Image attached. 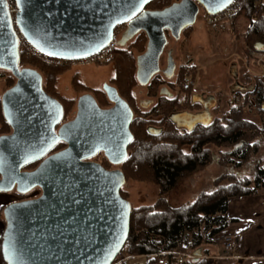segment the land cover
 Here are the masks:
<instances>
[{"label":"water","instance_id":"95a60500","mask_svg":"<svg viewBox=\"0 0 264 264\" xmlns=\"http://www.w3.org/2000/svg\"><path fill=\"white\" fill-rule=\"evenodd\" d=\"M154 1L16 0L17 24L42 55L68 62L109 48L119 27L128 25L122 44L144 32L148 43L137 58L136 77L147 86L160 72L168 34L179 40L201 12L217 15L236 0H182L164 10H147ZM255 51L264 54V44L257 43ZM0 70L16 80L2 96L12 133L0 137V193L41 191L37 198L3 209L5 264H115L131 231L133 208L121 195L126 177L90 160L102 153L115 167L127 162L134 111L115 87L105 84L112 108L102 109L94 96L85 94L75 118L63 124L64 107L46 93L42 75L20 67L19 41L5 0H0ZM211 98L210 121L217 105ZM202 116L185 117L187 129ZM61 144L66 148L56 152Z\"/></svg>","mask_w":264,"mask_h":264},{"label":"trees","instance_id":"16d2710c","mask_svg":"<svg viewBox=\"0 0 264 264\" xmlns=\"http://www.w3.org/2000/svg\"><path fill=\"white\" fill-rule=\"evenodd\" d=\"M236 1L250 20L245 42L249 48L255 50L257 43L264 44V9L256 6L259 0ZM173 4H175L173 0H156L147 8L156 5L157 10H162ZM256 11L258 14L255 16ZM146 38L137 42L138 47H136L140 54L145 52ZM132 47L129 51L117 50L112 60L116 75L111 85L118 90L120 96L128 102L135 113L131 126L134 141L129 147L127 162L120 168L126 181L152 183L158 188L159 193L154 203L132 207L130 236L118 259L145 256L148 259L147 264H154L155 260L152 259L154 255L191 251L193 256L198 253L200 256H195L196 259L188 260L186 264H206L205 258L211 255V248L220 250L223 234L235 222L228 215L230 200L254 195L264 187V159L258 160L262 166L255 167L253 180L247 177L240 178L235 174H224L215 180L216 189L213 192H202L194 201L178 207L170 203L169 195L183 179L212 164L211 147H235L229 152H220V163L235 169H239L251 157L260 154L264 147V125L259 126L248 121L245 118L244 106L251 103L259 107L264 114V77L256 78L254 88L243 98L241 97L243 105L240 104L231 110L224 119L225 124L217 119L208 127L201 126L193 132H185L175 128L166 117L164 128L157 134L150 131V128L157 126V123L147 119V115L141 113L135 103L133 91L139 82L136 77L137 58L132 52ZM20 67L34 69L42 75L44 90L63 105L65 119L68 120L71 110L75 107V100L61 97L55 87L58 77L68 67L48 65L40 57H28L22 48H20ZM181 71L178 85L182 91H185L188 74L187 70ZM8 82H11L8 84L9 88L16 82L11 74ZM76 83L78 84L77 81ZM88 91L86 89L85 92ZM93 92L102 97L99 101L101 106L109 105L104 90H93ZM2 112L0 101L1 118ZM5 130L8 132V128ZM65 147L66 145L61 144L55 151ZM233 156L239 158L241 162L232 161ZM226 180L230 184L224 185L223 182ZM121 195L128 200L123 190ZM4 208L5 206L0 210V216L5 230ZM1 244L2 237L0 257L2 264H5Z\"/></svg>","mask_w":264,"mask_h":264},{"label":"rangeland","instance_id":"374dc122","mask_svg":"<svg viewBox=\"0 0 264 264\" xmlns=\"http://www.w3.org/2000/svg\"><path fill=\"white\" fill-rule=\"evenodd\" d=\"M181 1L182 0H173L175 3ZM156 7V5H151L147 10L159 11ZM205 16L206 14L201 12L196 24L188 32L184 31L185 33L182 34L179 40H175L170 34H168V45L161 60V67L162 69L166 68L167 52L172 49L174 51L173 58L176 64L177 75L175 77L177 78V81L179 74L182 72L181 70L184 69L187 70L188 74L187 82L190 80L194 82V80L197 79L194 89L201 88L198 92L190 90L188 97L190 98L191 94L195 93H205L215 97L218 104L212 113L216 119L220 120L222 124H225L224 119L231 110L240 104L243 105L241 97L243 98L248 91L254 88L256 78L264 77V71L259 67L260 63L264 67V56L256 57L252 55L251 52L254 51V49L249 48L245 42V36L250 27V20L246 17L244 11L231 19L215 24L217 26L213 27H210L212 25L206 23ZM123 31L124 29L115 32V44H113L115 47L117 46V42L121 39ZM144 37L146 36L140 37L133 42L132 52L136 58L143 54L139 53L137 42L140 39L143 40ZM147 43L148 39L146 38V44L144 46L145 51ZM235 54H240L245 60L244 65L242 64L243 66L241 68L236 65L237 73H235L236 69L231 63L235 60ZM109 55L111 56L105 58L101 62H96L92 65L84 64L83 66H72L69 64L57 65L55 63H46L43 60L48 65L68 67L66 71L58 77L55 84L56 92L61 97L75 100V107L71 110L68 120H73L75 118L77 102L81 96L91 94L99 103L102 97L95 94L93 90L101 91L105 84L111 85V81L115 77L116 71L114 62L112 61V50L109 51ZM260 59H263V61L260 62ZM199 68L202 70L200 71ZM198 70L200 72H198ZM9 76V72L0 70V101L2 100L5 91L9 89L8 84L11 83L8 82ZM176 78H174L173 82H175ZM179 88L181 89V87ZM86 89L89 91L85 92ZM153 89V86L144 87L138 84L133 91L136 106H138V109L143 114H145L146 110L141 108V102L152 99L151 91H153ZM188 97L181 95L180 101L183 102ZM155 101L157 102L156 98ZM244 107V110L246 111L245 118L248 121L254 122L259 126L264 125V114L261 113L259 107L251 105V103H247ZM147 119L154 121L155 118L153 116H147ZM5 126V119L2 112V118L0 116V130H5ZM151 128L157 129L156 126H152ZM233 148L235 147H211L210 149L213 155L212 164L183 179L175 189H173L171 192L172 194L171 196L169 195V197H171V201L174 205L192 202L200 192H213L216 189L214 186L215 180L224 174H235L240 178L247 177L253 180L255 167L262 166L261 163H258V160L260 158H262V160L264 159V150L260 152V154L262 153L261 155L259 154L258 156L251 157L247 163L243 164L239 169H235L220 163V152H229L233 150ZM231 160L235 163L241 162L239 158L234 156ZM202 183L206 184V186L201 188V190L195 188L196 186H202ZM223 184L228 185L230 182L226 180ZM122 190L132 207L154 203L157 200L159 193L158 188L154 184L138 183L133 180L126 181ZM40 194L41 193L38 192L33 193V199L39 197ZM182 254L192 255L191 251ZM127 258L121 260L117 259L115 264H124V261Z\"/></svg>","mask_w":264,"mask_h":264},{"label":"flooded vegetation","instance_id":"af4514ba","mask_svg":"<svg viewBox=\"0 0 264 264\" xmlns=\"http://www.w3.org/2000/svg\"><path fill=\"white\" fill-rule=\"evenodd\" d=\"M122 27L124 28L123 35L121 36V39L117 42V46L112 50L113 51L112 58H114V53L117 50L129 51V49L133 46V42H135L136 39L143 37V36H146V34L144 32H141V33L135 35L133 38H131L126 43L122 44L121 43L122 40L127 36L128 25H126V27H124V26H122ZM164 53H165V51H164ZM173 54H174V51L172 49H170L169 52H167L166 68L165 69H162V67H161V60H162V58H161V60H160V72L153 77V79L151 80V82L147 86H144V87H149V86L154 87L153 91H151V96H152L151 98L152 99L142 101L141 102V108L146 110L144 115L153 116L155 118L154 121L156 120L155 122L157 123V126H156L157 129H154V128H150V129L153 130L152 132L157 133V134L160 133V131L164 128L163 124L167 121L166 117H168L169 121L174 125L175 128H177L178 130H181V131H185V132H193L196 128H199L201 126L208 127L215 120H217L216 117H214V114L212 113L214 111V109L217 107V105L214 108H212L210 111L212 113V121H210V119L207 116L208 115V113H207L208 108L212 104V100H211L212 96L211 95H208L205 93H195V94H191V96L189 98L188 94H189V91L191 90V86L189 87V89H187V90L184 89L185 91H181V89L179 88V85H178L177 78L175 77L177 74H176V64H175V60L173 58ZM174 78H176L175 82H173ZM181 95L187 96L188 98L186 100H184L183 102H181L180 101ZM155 98L157 99V102L155 101ZM108 102H109V100H108ZM1 105H2V100H1ZM100 107L102 109H110L113 107V104L109 102V105H107L105 107L100 105ZM201 114L205 115V116H202V119H200V122L197 123L191 131H189L187 129V127L190 125L185 122V117H188L189 115H196L197 116V115H201ZM134 115H135V113H134ZM172 116H174L175 122L171 120ZM134 118H135V116H134ZM69 121H71V120H66L64 117L63 124L67 123ZM179 126H181V127H179ZM5 128L6 129L8 128V132H6V130H3V129L0 130V137L6 136V135H9L12 133V129L10 128V126L7 123H6ZM63 149H61V150H63ZM56 152H58V151H56ZM90 161L102 165L107 170H121L120 166L115 167V166L111 165L102 153L98 154L95 158L91 159ZM39 164L40 163H38L35 167H28L25 169V171H27V172L33 171ZM0 179H1V176H0ZM36 192L41 193V191L39 189H35L26 195H21V194L17 193V191L15 189L10 193H0V196H3L4 198H6L5 207H7L8 205L13 204V203L33 199L32 194L36 193Z\"/></svg>","mask_w":264,"mask_h":264},{"label":"crops","instance_id":"0c3cea01","mask_svg":"<svg viewBox=\"0 0 264 264\" xmlns=\"http://www.w3.org/2000/svg\"><path fill=\"white\" fill-rule=\"evenodd\" d=\"M213 26L217 25H212L210 27ZM234 59L235 60L231 63L236 69L235 73H237L236 65L241 68L244 65L245 60L240 54H235ZM201 70L202 69H200V71ZM200 71L198 70V72ZM196 80L197 79L194 80L193 85L191 86V90H194V92H198V90L201 89H194ZM216 102L218 104L217 99ZM263 150L264 147L261 152ZM201 185L202 186H196L195 188L201 190V188L206 186V184L203 183ZM171 194L172 193H170V196ZM169 201L175 207L185 204L182 203L181 205H174L171 201V197H169ZM5 205L6 198L0 196V210ZM228 215L229 218L235 222L230 225L229 229L223 235L232 236L236 240L237 250L232 254L225 253L222 242L219 250L220 252L215 248H211V255L205 258L206 264H264V187L259 189V191L254 195L246 196L240 199H231L228 207ZM3 232L4 224L0 216V238L3 235ZM147 263L148 259L145 256L130 257L124 261V264ZM0 264H2L1 257ZM154 264H156V261Z\"/></svg>","mask_w":264,"mask_h":264},{"label":"built area","instance_id":"2783aa9c","mask_svg":"<svg viewBox=\"0 0 264 264\" xmlns=\"http://www.w3.org/2000/svg\"><path fill=\"white\" fill-rule=\"evenodd\" d=\"M7 3V7H8V11L12 20V26L14 28V31L18 37V41H19V47L22 48L24 50V52L27 54L28 57H40L42 60H44L46 63H55L57 65H62V64H69L72 66H83L85 65H92L95 64L96 62H101L103 61L105 58L111 56L109 55V51L113 50V48L115 47L113 44H115V41H113V43L109 46V48L105 49L104 51H102L101 53L93 56V57H89L86 59H82L79 61H72V62H68V61H62V60H56V59H52L51 57H47L42 55L40 52H38L36 49H34L24 38V36L22 35V33L20 32L19 28H18V24H17V16L19 13L18 7H17V3L16 0H5ZM264 0H259L256 3V6L264 9ZM242 12V7L241 5L235 1L229 8H227L226 10H224L223 12L217 14V15H206L205 17V21L208 25H215V24H219L224 20H228L231 19L237 15H239ZM258 14V11H256L255 16ZM126 27V25L124 26ZM123 27H119L116 31H121L123 30ZM111 53V52H110ZM252 55L256 56V57H263L264 54L262 53H258L255 50L251 52ZM260 62L263 61V59L259 60ZM259 67L261 69H263L264 71V67L263 65L260 63ZM193 80V79H192ZM193 81H188L186 83V85L184 86V89L187 90L189 89L190 86H192ZM223 249L225 251V253L227 254H232L235 253L237 250V243L236 240L232 237V236H228L225 235L224 236V240H223ZM152 258L156 261V264H186L188 260H193L196 259L195 256L193 255H186V254H174V253H163V254H157L152 256Z\"/></svg>","mask_w":264,"mask_h":264},{"label":"snow or ice","instance_id":"6c2138e0","mask_svg":"<svg viewBox=\"0 0 264 264\" xmlns=\"http://www.w3.org/2000/svg\"><path fill=\"white\" fill-rule=\"evenodd\" d=\"M142 3H147L148 0H141ZM228 3H231V0H227ZM0 190H3L2 188H0Z\"/></svg>","mask_w":264,"mask_h":264}]
</instances>
